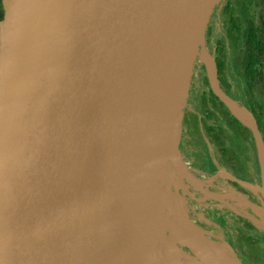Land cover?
I'll return each mask as SVG.
<instances>
[{"label": "water", "instance_id": "1", "mask_svg": "<svg viewBox=\"0 0 264 264\" xmlns=\"http://www.w3.org/2000/svg\"><path fill=\"white\" fill-rule=\"evenodd\" d=\"M220 2L1 0L0 264L108 263L106 242L128 178L138 169L151 125L189 71L185 103ZM249 115L252 126L237 120L255 142L264 210V145ZM182 117L181 110L174 143L180 164ZM166 171L162 185L172 193L170 184L179 185ZM182 209L192 233L209 241ZM246 218L264 232L259 217ZM174 232L202 261L167 236L183 255L179 264H220L213 253L214 261L196 252L187 228Z\"/></svg>", "mask_w": 264, "mask_h": 264}, {"label": "bare ground", "instance_id": "2", "mask_svg": "<svg viewBox=\"0 0 264 264\" xmlns=\"http://www.w3.org/2000/svg\"><path fill=\"white\" fill-rule=\"evenodd\" d=\"M199 58L207 68V75L214 91L233 113L234 110L239 112L243 120L234 113L238 119L252 126L253 120L249 113L226 97L217 86L209 54L203 50L199 53ZM188 72H185L173 87L168 104L159 114L158 121L151 125V135L138 161V169L128 178V188L122 197L121 205L117 208L115 221L111 225L113 235L106 242L109 253L107 264H179V258L183 255L177 252L166 233L178 229L183 231V228L190 231L192 245L202 257L210 255L214 261L213 253L216 256L215 260L220 264H236L234 260L219 252L214 244L204 238L201 239L199 234L192 233L181 203L172 195L169 185L162 187L160 183L161 178L170 177L165 168V159L170 155L174 159L177 171L199 187L197 180L192 178L180 164L174 144L178 116L184 107ZM215 197L223 200V197ZM236 200L251 209L264 223L262 208L242 196ZM225 204L236 211V208ZM173 221H176V224ZM171 256H176L177 260L172 261Z\"/></svg>", "mask_w": 264, "mask_h": 264}, {"label": "flooded vegetation", "instance_id": "3", "mask_svg": "<svg viewBox=\"0 0 264 264\" xmlns=\"http://www.w3.org/2000/svg\"><path fill=\"white\" fill-rule=\"evenodd\" d=\"M222 1L215 7L212 16L220 13L226 17L225 22H228L229 25L226 30V36L231 48L230 52L233 55L235 68L239 72L240 78L242 79L240 60L244 52H247L248 55H252L254 67L258 68L255 82L260 80L264 83V0ZM209 30L210 27L207 28L205 37L209 33ZM222 40L223 39H219L216 43L213 59L216 68V78L218 79V87L223 94L228 98L233 99L230 91V84L227 81L228 75L226 74ZM240 43L241 48L239 49L238 45ZM247 44L248 46L246 48ZM250 50L252 53H249ZM204 77L207 80L208 86L204 84ZM242 81L244 82L243 79ZM201 83L208 88V94L205 92L200 93L198 98L200 101L199 111L188 107L183 110L181 124L182 130L178 145L181 155L187 159L185 160L189 167L197 173H207L210 171L211 167L215 165L222 169H227L241 178H258L261 187V172L258 165L257 153L255 151L256 148L254 147L255 142L251 132H249L250 130L245 128V131L243 128H240L237 123L232 121V119H235L236 122H238L237 118L231 114L230 110L219 100V98L215 96L216 99L214 100L211 97L209 91L211 93L212 91L210 89L208 77L205 74L202 77ZM254 94H257L256 90H254ZM195 99L196 98L190 96L189 100H187V105L190 102L189 106H193V102L196 101ZM245 99L247 102V111L249 112V101L246 91ZM252 113L255 115V117H253L255 118L254 120L264 145V102L259 110L255 112L252 111ZM204 147H206V151L210 155L212 162L205 158ZM228 183L234 191H236L235 193L224 196L213 195L211 197H223V200L220 201L223 202L227 208L229 207L225 203L234 207L231 205L232 201H237L236 199H239L241 196L246 198L250 203L257 205L258 202L256 201V198H253L250 194L240 188L236 180L229 181ZM205 193L207 194L208 192ZM229 196H232L233 198H228ZM260 197L262 200L261 192ZM234 212L238 213L237 210ZM205 214L208 217H213L215 212L206 210ZM246 216L247 215L243 214L235 215V218L241 227V230L238 229L237 232L241 236L242 234H245L246 237H250L249 241L251 242V235L246 232H256L257 228L253 226L252 222H250ZM242 220H247V222L251 224L252 229H248L246 223ZM243 243L246 244L245 240L241 242V244ZM249 251L255 255L252 250ZM256 260L257 262L259 261L257 258Z\"/></svg>", "mask_w": 264, "mask_h": 264}, {"label": "rangeland", "instance_id": "4", "mask_svg": "<svg viewBox=\"0 0 264 264\" xmlns=\"http://www.w3.org/2000/svg\"><path fill=\"white\" fill-rule=\"evenodd\" d=\"M225 18L226 17L220 13L212 16L208 25L210 30L206 36L207 41L206 37L204 40V47L215 66L213 59L215 55L216 43L219 39H223L222 49L224 50L225 55L226 74L228 75L227 81L230 84V91L233 98L230 99L247 111L244 82L240 78L239 72L235 68L233 55L230 52L231 48L226 36V30L228 29L229 25L228 22H225ZM238 48H241V43L238 45ZM198 57L193 63L189 88L182 113L187 107L191 109L194 108L195 110L199 111L200 101L198 98L200 93L205 92L208 94V88L201 83L203 75L205 74L207 76L206 67ZM190 96H192V98H196V101L193 102V106H189L190 102L187 105V100H189ZM234 113L243 120L237 110H234ZM181 130L182 129L179 128V136H181ZM180 156L182 166L192 178L197 180L199 187H196L190 180L187 179L186 176L178 175L177 170L173 165V160L170 156L166 159V167L170 171L175 185H179H177L178 189H175V186L170 184V188L172 193H177V197L183 205L189 222L196 229L202 232L209 241L216 244L220 249H223L227 256H232L238 259L241 264H264V232L253 224V226L257 228V231L246 232L251 235V242H249V245L244 243L241 244L244 239L237 232L238 229L241 230V227L235 218L236 214H243L258 220V216L247 206L241 204L238 201H232L231 205H233L238 211V213H235L231 209L227 208L223 202L217 200L214 197H208V195L205 193L208 192L212 195L221 196L232 195L235 193V191L228 182L236 180L240 188L250 194V196L253 198H256V201L258 202L257 205L262 208L263 203L260 197V185L258 178H241L233 172L228 171L227 169H222L215 165L212 166L210 171L207 173H197L195 170H192L189 167L186 161L187 159L182 155ZM204 156L207 160L212 162L210 155L206 151V147H204ZM166 182L167 181L164 177L161 178L160 183L162 187V184ZM206 210L214 211L215 215L213 217H208L205 214ZM166 234L175 244L176 248H178L181 252L187 255L190 259H193V261L196 263L202 262L201 259L197 257L188 246H186L187 241L183 238V236H179V234L174 231L171 233L167 232ZM249 250H252L255 255H253ZM256 258L259 260L258 262Z\"/></svg>", "mask_w": 264, "mask_h": 264}, {"label": "trees", "instance_id": "5", "mask_svg": "<svg viewBox=\"0 0 264 264\" xmlns=\"http://www.w3.org/2000/svg\"><path fill=\"white\" fill-rule=\"evenodd\" d=\"M2 17V5H1V0H0V19ZM248 44L246 45V48H247ZM249 52V51H248ZM249 53H252V51L250 50ZM252 55H248L247 52H244L243 56L241 57V75H242V79L244 80V83H245V91H246V95H247V98H248V101H249V110L251 111V115L253 114V112L259 110L261 107H262V104L264 102V83L263 81H260L258 80L257 82H255V76H256V73L258 71V68L257 67H254V62L252 61ZM218 80V79H217ZM204 84L207 85V80L206 78L204 77ZM208 86V85H207ZM254 90L257 91V94L255 95L254 94ZM211 97L215 100V95L213 93H211L209 91ZM205 105V104H203ZM249 111V113H250ZM259 112V111H258ZM252 116L255 117V115L253 114ZM253 117V118H254ZM259 117V116H258ZM255 119V118H254ZM233 122L237 123V125L240 127V128H243L245 131H246V127L244 125H242L239 121L236 122L235 119H232ZM181 124H182V121H181ZM243 126V127H242ZM249 130V129H247ZM250 132V131H249ZM219 141V140H217ZM254 147H255V144H254ZM256 151V149H255ZM244 223H246V226L247 228H251L252 229V226L249 222H247V220H242ZM244 240H245V243L247 245H249V240H250V237H246L245 234H242Z\"/></svg>", "mask_w": 264, "mask_h": 264}]
</instances>
